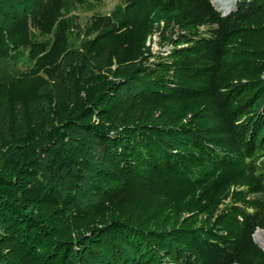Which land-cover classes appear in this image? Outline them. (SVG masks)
<instances>
[{
	"label": "trees",
	"instance_id": "trees-1",
	"mask_svg": "<svg viewBox=\"0 0 264 264\" xmlns=\"http://www.w3.org/2000/svg\"><path fill=\"white\" fill-rule=\"evenodd\" d=\"M65 8L0 0V57L26 49L33 60L12 85L55 75ZM90 31L83 57L122 69L73 83L71 123L104 145L98 201L16 197L28 173L0 171V264H264V0L226 14L211 0H125L93 14ZM128 197L144 224L119 215Z\"/></svg>",
	"mask_w": 264,
	"mask_h": 264
},
{
	"label": "rangeland",
	"instance_id": "rangeland-1",
	"mask_svg": "<svg viewBox=\"0 0 264 264\" xmlns=\"http://www.w3.org/2000/svg\"><path fill=\"white\" fill-rule=\"evenodd\" d=\"M65 1L63 18L67 26L68 48L54 76L40 72L35 77L41 79L37 77L32 79L33 82L28 79L30 82L25 86L12 85L10 82L32 70L33 60L26 49H19L9 57H0V85L10 83L0 103V171L5 174L28 173L23 186L15 188L16 197L43 191L48 197L57 198L73 210L76 206L84 207L87 203L98 201L93 184L96 169L104 156L102 142L92 133L71 123L72 112L78 103L73 83L77 78L92 75L110 79L122 76V69L110 62L106 54L97 58L83 57L81 44L92 36V15H116L123 10L125 0ZM239 1L231 0L228 10ZM214 6L225 12L219 6ZM51 37L32 33L34 40H48ZM156 40L154 38L149 43L150 55L161 50ZM115 72H118L116 77ZM130 198L119 215L130 223L144 224L132 207ZM2 253L0 249V261Z\"/></svg>",
	"mask_w": 264,
	"mask_h": 264
},
{
	"label": "bare ground",
	"instance_id": "bare-ground-1",
	"mask_svg": "<svg viewBox=\"0 0 264 264\" xmlns=\"http://www.w3.org/2000/svg\"><path fill=\"white\" fill-rule=\"evenodd\" d=\"M212 3L219 6V8H222L224 11H227L231 5V0H212ZM260 232V236L264 239V231L261 230Z\"/></svg>",
	"mask_w": 264,
	"mask_h": 264
}]
</instances>
